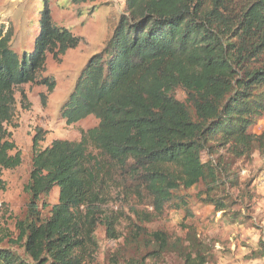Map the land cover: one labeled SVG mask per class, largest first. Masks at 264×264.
<instances>
[{
  "label": "trees",
  "instance_id": "obj_1",
  "mask_svg": "<svg viewBox=\"0 0 264 264\" xmlns=\"http://www.w3.org/2000/svg\"><path fill=\"white\" fill-rule=\"evenodd\" d=\"M94 2L71 0L75 6ZM125 10L59 111L68 125L89 117L99 124L79 142L57 140L41 149L42 138H34L29 202L17 236L0 240L10 243L0 245V264H94L99 227L111 241L124 238L113 264H163L171 253L185 264H207L196 235L181 248L143 223L163 216L175 193L200 184L207 202L226 211L214 194L230 167L219 172L203 161L205 153L225 150L237 161L259 152L264 158V133L251 130L264 115V0H126ZM12 38L13 31L0 26V173L23 163L6 129L16 89L38 83L49 56L59 61L81 44L55 24L46 3L32 48L17 53ZM39 83L50 93L56 88L53 78ZM55 188L59 202L45 215L44 199ZM4 190L0 176V194ZM110 190L149 199L153 214L134 211L133 219L110 212ZM187 207L181 200L175 208Z\"/></svg>",
  "mask_w": 264,
  "mask_h": 264
},
{
  "label": "rangeland",
  "instance_id": "obj_2",
  "mask_svg": "<svg viewBox=\"0 0 264 264\" xmlns=\"http://www.w3.org/2000/svg\"><path fill=\"white\" fill-rule=\"evenodd\" d=\"M44 3L48 4L55 24L80 37L81 44L59 61L49 56L46 72L40 75L38 83L24 85L15 91L14 118L6 129L12 133V141L22 152L23 163L15 170L0 173L5 183V190L0 194V240L5 235L16 237V223L25 215L29 202L25 188L32 172L34 138L40 136L39 147L46 149L57 140L79 142L83 132L98 126L95 117L68 125L59 111L73 92L89 57L104 50L120 18L126 14V0H95L79 6L73 5L71 0H0V26L13 31L12 49L15 52L29 51L34 44ZM46 78L56 81L52 93L39 83ZM176 96L181 101L186 99L182 90H178ZM251 130L256 135L264 133V115ZM203 161L218 166L219 172L230 167L228 172L222 173L223 186L214 194L216 200L222 199L228 205L226 211L217 212L215 206L207 202L205 186L200 184L191 190L182 189L175 193V200L163 216L152 223H143V227L150 232H164L181 248L183 244H189V236L196 235L206 247L207 264H264V185L258 183L264 173L263 156L255 152L250 159L234 161L225 150H219L212 155L205 153ZM110 193L107 210L114 214L122 213L135 219L134 211L142 214L154 212L149 199L144 202L126 195L119 196L114 190ZM181 200L188 203L187 209L175 208ZM44 201L49 204L44 210L48 215L59 202V189L55 188ZM96 238L100 251L94 264H113L124 238L109 240L103 227L97 230ZM0 245L10 247L6 239ZM131 255L129 253L128 257ZM164 260L163 264H185L177 253L166 255Z\"/></svg>",
  "mask_w": 264,
  "mask_h": 264
},
{
  "label": "built area",
  "instance_id": "obj_3",
  "mask_svg": "<svg viewBox=\"0 0 264 264\" xmlns=\"http://www.w3.org/2000/svg\"><path fill=\"white\" fill-rule=\"evenodd\" d=\"M258 183H259V185L261 184V185H264V173H262L261 175H260V177H259V179H258Z\"/></svg>",
  "mask_w": 264,
  "mask_h": 264
},
{
  "label": "crops",
  "instance_id": "obj_4",
  "mask_svg": "<svg viewBox=\"0 0 264 264\" xmlns=\"http://www.w3.org/2000/svg\"><path fill=\"white\" fill-rule=\"evenodd\" d=\"M38 27H39V24H38ZM11 45H12V42H11ZM31 47H32V46H31ZM31 47H30V49H31ZM12 48H13V47H12ZM21 53H22V52H21ZM94 55H95V54H94ZM92 56H93V55H92ZM90 57H91V56H90ZM90 57H89V58H90ZM87 61H88V60H87ZM85 64H86V63H85Z\"/></svg>",
  "mask_w": 264,
  "mask_h": 264
}]
</instances>
